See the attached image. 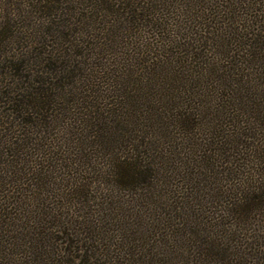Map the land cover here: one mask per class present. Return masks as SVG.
<instances>
[{"label": "trees", "instance_id": "1", "mask_svg": "<svg viewBox=\"0 0 264 264\" xmlns=\"http://www.w3.org/2000/svg\"><path fill=\"white\" fill-rule=\"evenodd\" d=\"M0 4V264H264V0Z\"/></svg>", "mask_w": 264, "mask_h": 264}, {"label": "rangeland", "instance_id": "2", "mask_svg": "<svg viewBox=\"0 0 264 264\" xmlns=\"http://www.w3.org/2000/svg\"><path fill=\"white\" fill-rule=\"evenodd\" d=\"M2 6L3 5H1L0 4V17H1V9H2ZM33 11V10H32ZM33 15V16H32ZM51 17H52V13H51V15H50ZM31 17L34 19L33 21H37V22H39V23H42V20H38V18L40 17V15L39 14H37V13H35L34 11H33V14H31ZM44 19V18H43ZM44 24H42V25H44V27L48 24V23H45V22H43ZM50 24V23H49ZM40 30H43V29H40ZM39 31V27H37V25H36V27L33 25V28H32V33H34V34H37V32ZM40 32V31H39ZM36 36V35H35ZM51 40V39H50ZM50 40H49V42H48V46H49V48L50 49H52V40H51V42H50ZM24 47H25V52H26V54H28L29 56H34L33 54H35V52H34V49H37V48H39L37 45L36 46H33V44H24L23 45ZM49 49V50H50Z\"/></svg>", "mask_w": 264, "mask_h": 264}]
</instances>
